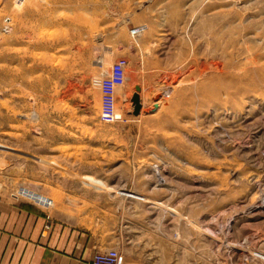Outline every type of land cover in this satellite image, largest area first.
<instances>
[{"label": "rangeland", "instance_id": "374dc122", "mask_svg": "<svg viewBox=\"0 0 264 264\" xmlns=\"http://www.w3.org/2000/svg\"><path fill=\"white\" fill-rule=\"evenodd\" d=\"M64 190L123 264H264V0H0V194Z\"/></svg>", "mask_w": 264, "mask_h": 264}, {"label": "crops", "instance_id": "0c3cea01", "mask_svg": "<svg viewBox=\"0 0 264 264\" xmlns=\"http://www.w3.org/2000/svg\"><path fill=\"white\" fill-rule=\"evenodd\" d=\"M74 192L49 209L0 194V264H91L109 249L112 227Z\"/></svg>", "mask_w": 264, "mask_h": 264}, {"label": "built area", "instance_id": "2783aa9c", "mask_svg": "<svg viewBox=\"0 0 264 264\" xmlns=\"http://www.w3.org/2000/svg\"><path fill=\"white\" fill-rule=\"evenodd\" d=\"M133 33H137L140 28H134ZM127 65V60L125 58H119L114 62L112 68L115 73H120L123 71ZM102 110H101V120L107 123H113L116 120L115 111L113 109V94L104 93L102 97ZM91 264H123L122 255L117 249L110 248L102 251H98L92 260Z\"/></svg>", "mask_w": 264, "mask_h": 264}, {"label": "water", "instance_id": "95a60500", "mask_svg": "<svg viewBox=\"0 0 264 264\" xmlns=\"http://www.w3.org/2000/svg\"><path fill=\"white\" fill-rule=\"evenodd\" d=\"M132 101L134 103V112L133 113L135 115H137V114H139V111L141 110L140 96H139V93L138 92H136L133 95Z\"/></svg>", "mask_w": 264, "mask_h": 264}, {"label": "bare ground", "instance_id": "6f19581e", "mask_svg": "<svg viewBox=\"0 0 264 264\" xmlns=\"http://www.w3.org/2000/svg\"><path fill=\"white\" fill-rule=\"evenodd\" d=\"M231 33V32H230ZM51 34V33H50ZM232 34V33H231ZM227 35H229V34H227ZM234 41H232V43H233ZM235 43V42H234ZM202 67V66H201Z\"/></svg>", "mask_w": 264, "mask_h": 264}]
</instances>
